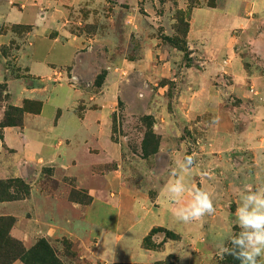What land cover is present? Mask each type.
<instances>
[{"label":"crops","instance_id":"crops-1","mask_svg":"<svg viewBox=\"0 0 264 264\" xmlns=\"http://www.w3.org/2000/svg\"><path fill=\"white\" fill-rule=\"evenodd\" d=\"M221 1L222 7L191 10L189 44L199 53L212 34L264 25V0ZM124 2L134 11L139 0ZM83 3L8 0L0 17V124L8 107L40 103L37 112L23 111L19 124L0 125V181L27 185L24 198L0 201V216L15 220L9 235L26 249L45 239L59 254L60 241L67 239L78 249V262L148 264L173 253L170 241L160 251L142 247L153 228L189 235V223L177 222L173 212L190 196L173 203L163 186L151 200L122 180L121 146L112 138L114 99L120 75L129 74L135 64L114 61L112 49L109 60L106 53L99 63L92 61L91 48L99 39L71 29L81 24L73 14ZM106 3L94 0L89 7L100 9ZM13 26L27 27L25 36L13 32ZM14 45L18 47L11 50ZM101 70H107L103 82L92 88ZM188 102L183 103L192 109L197 105ZM247 145L260 155L257 165L264 168V138H250ZM74 192L82 193L85 203L72 199Z\"/></svg>","mask_w":264,"mask_h":264},{"label":"rangeland","instance_id":"rangeland-1","mask_svg":"<svg viewBox=\"0 0 264 264\" xmlns=\"http://www.w3.org/2000/svg\"><path fill=\"white\" fill-rule=\"evenodd\" d=\"M93 3L84 0L73 14L81 24L71 27L99 39L91 48L92 61L100 62L106 53L109 60L112 49L114 61L135 64L129 74L120 75L114 99L112 138L121 146L122 180L154 200L191 155L195 163L187 176L189 185L209 191L216 208L214 214L189 223V235L175 233L177 240H166L172 254L148 264L169 257L173 259L166 264H240L231 255L221 259L217 243L240 231L235 210L245 185L264 186V168L257 165L260 155L247 145L250 138H264V25L212 34L202 54L189 44L191 10L222 7L221 0H139L134 11L124 0H107L100 9L90 8ZM7 8L8 0H0V17ZM27 30L12 27L20 37ZM105 71L95 77L92 88L100 87ZM23 183L0 181V200L24 198ZM72 199L86 201L79 192ZM5 223H0V264H8L16 249L2 236L21 243L9 235L11 228ZM159 236L164 239V233L157 232L148 240L158 251L163 243L157 241ZM60 243L63 251L56 254L62 264H89L77 261L79 252L71 241ZM142 247L146 249L143 242Z\"/></svg>","mask_w":264,"mask_h":264},{"label":"clouds","instance_id":"clouds-1","mask_svg":"<svg viewBox=\"0 0 264 264\" xmlns=\"http://www.w3.org/2000/svg\"><path fill=\"white\" fill-rule=\"evenodd\" d=\"M194 163L193 156H186L180 162V173L173 171L175 179L165 185L163 193L173 203H180L185 194L190 196L186 203L173 212L175 220L184 224L199 221L216 211L213 196L209 191L190 186L186 182L185 176L190 173ZM235 217L240 231L238 234L230 233L217 243L221 259L225 255H231L239 260L240 264H259L260 258L264 257V186L253 188L245 185L235 210Z\"/></svg>","mask_w":264,"mask_h":264},{"label":"trees","instance_id":"trees-1","mask_svg":"<svg viewBox=\"0 0 264 264\" xmlns=\"http://www.w3.org/2000/svg\"><path fill=\"white\" fill-rule=\"evenodd\" d=\"M210 6V5H209ZM1 87V91L2 92ZM33 104V103H32ZM31 103L26 102L23 108H14V107H8V112H6V117L4 121L1 123V125H15L19 124L21 121V116L23 111H33L37 112L40 107V103H36V107L32 108L30 107ZM33 106V105H32ZM22 182V181H21ZM23 183V182H22ZM24 184V183H23ZM27 188V185H26ZM27 190V189H26ZM9 200V199H8ZM12 200V199H10ZM5 201V200H0ZM9 223L10 228L12 227L14 220L13 218H7V219H1V222ZM5 223V224H6ZM157 232H163L164 233V239L162 242H165L166 240H177L178 236L164 228H153L150 233L143 239V245L146 247V249L149 250H155L149 243L148 240L152 235H154ZM2 239L5 242H10L11 244L16 247L15 254H12V258L10 259V262L8 264H11L12 262L19 260L24 264H62L59 260L56 250L50 245V243L45 239H39L31 248L26 249L22 243H19L18 241H10L7 234L2 236ZM173 257H169L168 260L165 261H157L153 264H166L168 261L172 260Z\"/></svg>","mask_w":264,"mask_h":264}]
</instances>
